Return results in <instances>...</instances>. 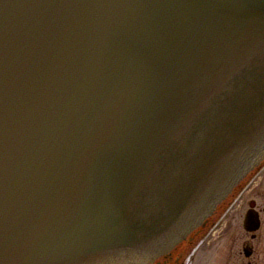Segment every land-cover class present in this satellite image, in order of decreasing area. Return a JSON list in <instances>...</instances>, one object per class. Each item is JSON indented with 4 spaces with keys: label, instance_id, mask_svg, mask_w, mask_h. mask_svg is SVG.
I'll return each instance as SVG.
<instances>
[{
    "label": "water",
    "instance_id": "1",
    "mask_svg": "<svg viewBox=\"0 0 264 264\" xmlns=\"http://www.w3.org/2000/svg\"><path fill=\"white\" fill-rule=\"evenodd\" d=\"M264 156V0H0V264L174 244Z\"/></svg>",
    "mask_w": 264,
    "mask_h": 264
},
{
    "label": "flooded vegetation",
    "instance_id": "2",
    "mask_svg": "<svg viewBox=\"0 0 264 264\" xmlns=\"http://www.w3.org/2000/svg\"><path fill=\"white\" fill-rule=\"evenodd\" d=\"M263 177L264 156L185 237L146 249L130 264H264ZM218 238L222 242L214 243ZM206 247L215 262L201 261Z\"/></svg>",
    "mask_w": 264,
    "mask_h": 264
},
{
    "label": "rangeland",
    "instance_id": "3",
    "mask_svg": "<svg viewBox=\"0 0 264 264\" xmlns=\"http://www.w3.org/2000/svg\"><path fill=\"white\" fill-rule=\"evenodd\" d=\"M261 182L264 183V177H263V179H262ZM223 212H224V211H221V214H222ZM237 213H239V211H237V212L235 211V214H237ZM221 214H220V215H221ZM220 215H219V216H220ZM222 223H223V221H222ZM217 234H218V232L216 233V235H217ZM218 242H219V243H218ZM221 242H222V239H221V238H218V240H215L214 243H216V244H217V243L220 244ZM211 246H213V245H211ZM211 252H212V249L206 247V249L203 250V254H202V256H201V257H202L201 261L205 262V261L207 260V261H210V262H211V261H212V262H213V261L215 262L216 259L211 260V257H210V256H211Z\"/></svg>",
    "mask_w": 264,
    "mask_h": 264
}]
</instances>
